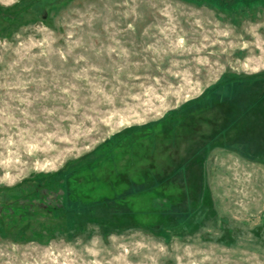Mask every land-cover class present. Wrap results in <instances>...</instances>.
Wrapping results in <instances>:
<instances>
[{
  "label": "rangeland",
  "instance_id": "rangeland-1",
  "mask_svg": "<svg viewBox=\"0 0 264 264\" xmlns=\"http://www.w3.org/2000/svg\"><path fill=\"white\" fill-rule=\"evenodd\" d=\"M254 135L264 0H0V264H264Z\"/></svg>",
  "mask_w": 264,
  "mask_h": 264
},
{
  "label": "trees",
  "instance_id": "trees-1",
  "mask_svg": "<svg viewBox=\"0 0 264 264\" xmlns=\"http://www.w3.org/2000/svg\"><path fill=\"white\" fill-rule=\"evenodd\" d=\"M226 82H231V83H233V85L237 88V87H239L240 88V93L242 94V95H244V93L246 92V89L247 88H250L249 87V83H250V81L248 80V81H244V82H241V81H232L231 79H229V80H227V79H223V82H220V83H218V84H216V85H213L212 87H210L211 89H218V87L221 85V84H223V83H226ZM220 84V85H219ZM245 86L247 87V88H245ZM251 89V88H250ZM239 96H238V98H233V99H231L230 100V102L229 101H227V102H229V103H231L232 105H234V107L237 109L238 107V100H239ZM257 99V98H256ZM208 100H211V98L210 99H208ZM248 101V100H247ZM257 101V100H256ZM255 101V102H256ZM257 103V102H256ZM252 108H253V105H249V102L248 103H245L244 105H242L241 107H240V109L237 111V112H235V119L238 121L239 120V118L241 117L240 115L241 114H239L238 115V112H240V111H246V112H248V111H252ZM242 109V110H241ZM252 114H249V120H251L252 119V116H251ZM255 118H256V116H255ZM240 135V134H239ZM254 137H255V135L254 136H251V138L252 139H250L249 141H244L243 139H241L240 138V136H236L235 137V139H233V141L232 142H226V144L225 145H223L224 146V148L226 149V148H228V149H230V150H232V151H234V152H236V153H238L239 155H243L244 157H247V158H249V159H251V160H258V161H260L261 160V158H260V155L262 154V153H264V147L260 150L259 149V147H258V145H255V144H253V142H252V140L254 139ZM211 138H213V136L211 137ZM240 138V139H239ZM211 141H212V139H211ZM212 142H210V144H211Z\"/></svg>",
  "mask_w": 264,
  "mask_h": 264
}]
</instances>
